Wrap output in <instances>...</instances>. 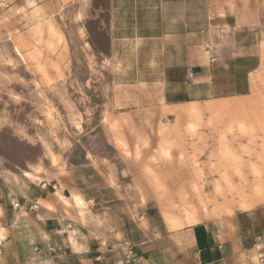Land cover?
<instances>
[{
    "label": "rangeland",
    "instance_id": "obj_1",
    "mask_svg": "<svg viewBox=\"0 0 264 264\" xmlns=\"http://www.w3.org/2000/svg\"><path fill=\"white\" fill-rule=\"evenodd\" d=\"M105 4L0 0V175L110 184L130 228L142 211L175 229L264 206V37L248 94L166 104L94 47Z\"/></svg>",
    "mask_w": 264,
    "mask_h": 264
},
{
    "label": "crops",
    "instance_id": "obj_2",
    "mask_svg": "<svg viewBox=\"0 0 264 264\" xmlns=\"http://www.w3.org/2000/svg\"><path fill=\"white\" fill-rule=\"evenodd\" d=\"M101 11L93 45L128 88L157 86L166 104L251 91L262 63L263 0H106ZM75 179L82 188L0 175V264H117L124 240L133 245L126 264H258L264 254V206L175 229L156 228L142 211L130 228L112 215L110 184ZM72 197L85 215L76 236Z\"/></svg>",
    "mask_w": 264,
    "mask_h": 264
},
{
    "label": "built area",
    "instance_id": "obj_3",
    "mask_svg": "<svg viewBox=\"0 0 264 264\" xmlns=\"http://www.w3.org/2000/svg\"><path fill=\"white\" fill-rule=\"evenodd\" d=\"M14 205H17V203H15ZM121 245L124 247L125 253L123 258H121L117 264H126V261L130 259L133 255V245L127 240L122 241ZM257 260H258V264H264V254L263 253L258 254Z\"/></svg>",
    "mask_w": 264,
    "mask_h": 264
},
{
    "label": "bare ground",
    "instance_id": "obj_4",
    "mask_svg": "<svg viewBox=\"0 0 264 264\" xmlns=\"http://www.w3.org/2000/svg\"><path fill=\"white\" fill-rule=\"evenodd\" d=\"M76 197H77V196H76ZM76 197H75V198H76ZM78 198H79V197H78ZM79 199H80V198H79ZM75 201H76V204H77V201H78V199H77V200H75Z\"/></svg>",
    "mask_w": 264,
    "mask_h": 264
}]
</instances>
